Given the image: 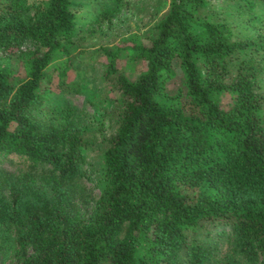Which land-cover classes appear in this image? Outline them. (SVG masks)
<instances>
[{"label":"trees","instance_id":"obj_1","mask_svg":"<svg viewBox=\"0 0 264 264\" xmlns=\"http://www.w3.org/2000/svg\"><path fill=\"white\" fill-rule=\"evenodd\" d=\"M125 3L0 0V156L24 159L0 264H264V0H168L144 29ZM107 31V124L34 117L53 56Z\"/></svg>","mask_w":264,"mask_h":264},{"label":"rangeland","instance_id":"obj_2","mask_svg":"<svg viewBox=\"0 0 264 264\" xmlns=\"http://www.w3.org/2000/svg\"><path fill=\"white\" fill-rule=\"evenodd\" d=\"M123 16L132 27L138 23L142 29L145 22L152 21L167 7L168 0H125ZM145 24V25H144ZM111 31L107 34L84 35L76 43L69 45V54L53 56L46 67L47 87L43 102L33 110L36 118H46L50 110L68 105L84 114L87 128H96L103 120L105 108L110 106L109 96L112 91L103 79L104 56L98 45L113 44ZM124 55L122 54V57ZM82 118V120H84ZM84 162L82 168H89V162L96 156L92 147L82 148ZM24 159L16 154L0 156V166L14 170L23 164ZM86 186L90 188V181Z\"/></svg>","mask_w":264,"mask_h":264}]
</instances>
